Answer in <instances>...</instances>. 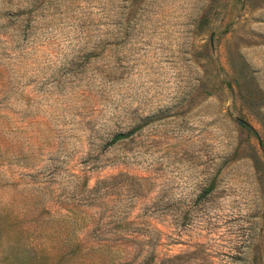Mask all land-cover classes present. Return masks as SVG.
Segmentation results:
<instances>
[{
  "label": "rangeland",
  "instance_id": "obj_1",
  "mask_svg": "<svg viewBox=\"0 0 264 264\" xmlns=\"http://www.w3.org/2000/svg\"><path fill=\"white\" fill-rule=\"evenodd\" d=\"M0 264H264V0H0Z\"/></svg>",
  "mask_w": 264,
  "mask_h": 264
},
{
  "label": "trees",
  "instance_id": "obj_2",
  "mask_svg": "<svg viewBox=\"0 0 264 264\" xmlns=\"http://www.w3.org/2000/svg\"><path fill=\"white\" fill-rule=\"evenodd\" d=\"M127 134H123V133H117L115 134L109 141L110 144L114 143L117 140H120L122 138H124Z\"/></svg>",
  "mask_w": 264,
  "mask_h": 264
}]
</instances>
